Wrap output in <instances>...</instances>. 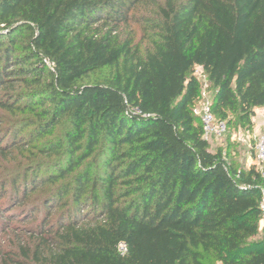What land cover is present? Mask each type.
Segmentation results:
<instances>
[{
    "label": "trees",
    "instance_id": "16d2710c",
    "mask_svg": "<svg viewBox=\"0 0 264 264\" xmlns=\"http://www.w3.org/2000/svg\"><path fill=\"white\" fill-rule=\"evenodd\" d=\"M198 66L252 127L264 0H0V264H264V169L210 149Z\"/></svg>",
    "mask_w": 264,
    "mask_h": 264
},
{
    "label": "rangeland",
    "instance_id": "374dc122",
    "mask_svg": "<svg viewBox=\"0 0 264 264\" xmlns=\"http://www.w3.org/2000/svg\"><path fill=\"white\" fill-rule=\"evenodd\" d=\"M126 31H131L132 36L134 37V46L138 47L141 52H144L145 48L149 45L150 42L149 39L146 38L147 33L145 34L144 29L139 25H132ZM105 75H107V71L98 73L94 75L93 78L101 79ZM200 82L201 96L194 103L192 109L198 120L201 122L203 107L207 103H212V94L214 93V90L211 87L209 81L205 79V77H200ZM252 121L253 125L250 128H247V126H239L237 120H235V123L233 125L228 124V128L225 134H223L221 137H211L208 139L210 143V149L212 151L222 149L225 153L229 151L231 153L229 159L238 162L240 165H245L247 169L251 168L253 165H257V167L261 169V165L256 158L255 145L259 137L264 135V107H258L255 109ZM17 157L19 158V156ZM7 161L8 160L4 157L0 158V173L3 172L4 174H6V172L8 171L4 168L5 165H7ZM14 162L16 163L18 162V160ZM12 165V162L8 163V167ZM0 219L3 218L0 216ZM24 219L25 217L20 220L13 221L12 223L14 224H10L9 227L12 228V225L14 227L27 226L30 222H26ZM7 227L8 226H6V228ZM260 231L262 237H264V232L262 230ZM20 232L15 234L11 231V229L4 232L0 228V245H4L6 247L8 244L12 246H14V244L19 245L20 238L17 235L20 234Z\"/></svg>",
    "mask_w": 264,
    "mask_h": 264
},
{
    "label": "built area",
    "instance_id": "2783aa9c",
    "mask_svg": "<svg viewBox=\"0 0 264 264\" xmlns=\"http://www.w3.org/2000/svg\"><path fill=\"white\" fill-rule=\"evenodd\" d=\"M48 64V66L53 70L54 66L53 64L46 59L45 60ZM194 75L200 80V77H205V79L208 81L206 74L204 73V70L202 67H196L194 71ZM202 128H203V134L205 139H209L211 137H221L223 134L227 131V124L224 121H219L216 119L215 115L212 112L211 104L207 103L203 107V114H202ZM255 153L256 158L261 165V169H264V135L259 137L256 145H255ZM260 192H261V202H260V220H259V228L264 232V184L260 186ZM121 250L123 252H126V246L121 245Z\"/></svg>",
    "mask_w": 264,
    "mask_h": 264
}]
</instances>
